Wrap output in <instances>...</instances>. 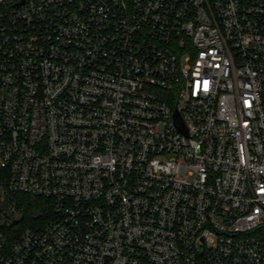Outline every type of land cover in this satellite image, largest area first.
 Returning a JSON list of instances; mask_svg holds the SVG:
<instances>
[{
    "label": "built area",
    "instance_id": "1",
    "mask_svg": "<svg viewBox=\"0 0 264 264\" xmlns=\"http://www.w3.org/2000/svg\"><path fill=\"white\" fill-rule=\"evenodd\" d=\"M0 264H264V0H0Z\"/></svg>",
    "mask_w": 264,
    "mask_h": 264
},
{
    "label": "trees",
    "instance_id": "2",
    "mask_svg": "<svg viewBox=\"0 0 264 264\" xmlns=\"http://www.w3.org/2000/svg\"><path fill=\"white\" fill-rule=\"evenodd\" d=\"M15 200L25 215L24 222L19 226L20 232L32 226L33 223L40 228L54 216V204L51 201L30 195H18Z\"/></svg>",
    "mask_w": 264,
    "mask_h": 264
},
{
    "label": "water",
    "instance_id": "3",
    "mask_svg": "<svg viewBox=\"0 0 264 264\" xmlns=\"http://www.w3.org/2000/svg\"><path fill=\"white\" fill-rule=\"evenodd\" d=\"M177 119H178V124L181 125V121H179V116H177ZM21 220H23V217H21L20 220L16 221V222L14 223V225L17 224V223H19Z\"/></svg>",
    "mask_w": 264,
    "mask_h": 264
}]
</instances>
